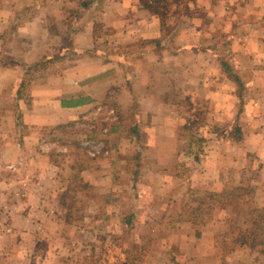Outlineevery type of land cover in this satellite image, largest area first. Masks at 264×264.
<instances>
[{"label":"rangeland","instance_id":"374dc122","mask_svg":"<svg viewBox=\"0 0 264 264\" xmlns=\"http://www.w3.org/2000/svg\"><path fill=\"white\" fill-rule=\"evenodd\" d=\"M157 1L169 49L119 43L135 87L120 77V86L111 82L108 95L75 119L26 125L21 104L32 83L47 84L55 96L59 86L69 93L63 73L77 53L27 66V91L0 84V264H264V166L255 153L245 154L243 143L237 146L231 77L233 21L264 20V0L235 9L236 0L189 1L187 22L194 23L182 37L185 2ZM187 44L212 54L188 55L182 69L171 57ZM217 62L219 87L209 83L210 99H195L200 75L211 78ZM167 67L174 69L173 88ZM121 85L132 93L119 92ZM214 88L224 96H217L219 106L206 101L217 95ZM40 195L49 196L39 204ZM245 235L250 243L240 246L236 240Z\"/></svg>","mask_w":264,"mask_h":264},{"label":"crops","instance_id":"0c3cea01","mask_svg":"<svg viewBox=\"0 0 264 264\" xmlns=\"http://www.w3.org/2000/svg\"><path fill=\"white\" fill-rule=\"evenodd\" d=\"M236 2H233V9L249 4L251 0ZM263 7L261 5L260 11ZM243 20L233 21V72L237 76L233 78V119L237 132L241 133L242 141L237 146L243 143L245 154L253 156L255 153L264 166V20H250L248 15ZM189 23L194 22H188L187 26ZM183 30L181 37L188 32ZM103 35L111 37L104 39ZM154 40L162 41L166 46L160 47L169 49L161 19L141 0H0V84L11 88L15 85L16 91H24L29 85L28 82L23 85L22 77L28 72L27 66L42 60L68 59L70 53L71 56L79 54V59L72 62L64 73L62 69L57 71L70 76L69 85L64 87L69 93L62 95V87L59 86L58 96H55L47 84L32 83L27 89L31 92L29 101L21 104V119L26 125H60L75 119L101 99L100 96H107L111 82L120 86V77L123 83L132 82L135 87L133 75L127 73L123 60L127 53L119 51L122 48L119 43ZM51 44L65 46L64 53H61V47L58 52L47 50ZM99 45H105V50L102 51ZM183 48V53L171 57L182 63V69L186 68L183 64L189 61L188 55H198L199 59L202 55L212 54L211 49L195 50L191 44ZM213 56L216 58L215 54ZM213 69L211 78L200 75L196 87H193L197 94L195 99H210L205 95L211 90L209 83H216L219 87L223 73L221 64L217 62V70ZM164 71L173 88L174 80L168 77H173L174 69L167 67ZM198 88L204 93H200ZM132 90L128 85H121L119 92L132 93ZM214 90L217 95L211 101L205 100L212 106H219L218 98L224 96L217 93L222 92L219 89ZM120 104L122 102L118 100ZM198 104L204 105L203 102ZM5 147L11 148L12 143H5ZM13 148L20 150L21 142L13 144ZM39 187L41 183L37 189ZM47 187L43 186L42 191ZM48 196L40 195L39 204L44 203V197ZM29 215L23 213L22 217L28 218Z\"/></svg>","mask_w":264,"mask_h":264},{"label":"trees","instance_id":"16d2710c","mask_svg":"<svg viewBox=\"0 0 264 264\" xmlns=\"http://www.w3.org/2000/svg\"><path fill=\"white\" fill-rule=\"evenodd\" d=\"M142 1V3H143V5L147 8V9H149V10H151L152 12H154V13H156V14H158L159 12H160V6H158L159 4H157V0H154V1H151V0H141ZM194 2L195 0H183V2H185V4L183 3V7H184V10H185V13L183 14V16H186V21L185 22H183V27L181 28V29H183V28H186V27H188L187 26V20L189 21V19H191L192 17L190 16V14H188L189 13V11H191V6H190V2ZM168 6H169V4H167L166 6H163V8H164V10L165 9H168ZM183 7L182 8H177V10H174L175 11V15L179 12V11H181L182 12V9H183ZM181 12H179V13H181ZM162 21V20H161ZM162 25H163V22H162ZM162 41H160V40H154V41H148L147 43L149 44V45H156V47L158 46H166V44L164 45V44H162L161 43ZM156 43V44H155ZM161 46V47H162ZM42 62V61H41ZM41 62H37V63H35V64H33V66L31 67V68H33V67H36V66H38ZM28 73V72H27ZM229 75H231V74H229ZM233 76V78L234 77H237L235 74H234V72H233V75H231V77ZM23 77V85H25V83H30V81H31V78H27L26 77V74L24 75V76H22ZM22 85V84H21ZM22 85V86H23ZM21 86V87H22ZM21 91H23L22 89H20V90H18V94L21 92ZM118 126H116L115 124L112 126V131H114L115 132V130H118ZM132 131L134 132V133H137V130H136V127H134L133 129H132ZM240 139H238L237 141H239ZM135 174H137V172H135ZM253 210H254V214L256 215V216H258V214L260 213V209L259 208H257V207H255V208H253ZM128 223V222H127ZM255 228L256 229H260V224H257L256 226H255ZM262 231H263V233H264V230L263 229H261V232L259 233L260 235L262 234ZM242 233L244 234H246V233H248V231L247 230H243L242 231ZM250 238V236L249 235H245V237L244 236H241V240H236V242H239V244H240V246H245V245H248V243H250V242H248V239ZM253 241V240H252ZM263 241H264V239H263ZM233 247H235V245L233 246Z\"/></svg>","mask_w":264,"mask_h":264}]
</instances>
